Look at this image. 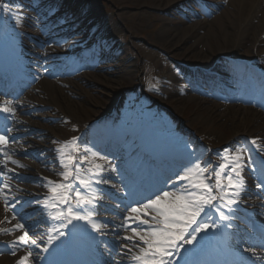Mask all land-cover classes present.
<instances>
[{
    "label": "bare ground",
    "instance_id": "6f19581e",
    "mask_svg": "<svg viewBox=\"0 0 264 264\" xmlns=\"http://www.w3.org/2000/svg\"><path fill=\"white\" fill-rule=\"evenodd\" d=\"M47 3H51L48 7L52 8L49 10L51 18L45 23V29H51L55 26L58 27L62 23V17H56L54 15L55 11H57V7H66L71 6L72 9L78 10L81 15L85 13V10L89 9L84 22H78L77 24L81 23V26L86 25L91 20H94L93 23H101L102 34L106 35V38L110 40L107 41L105 50L108 53V56H115L117 52H121L120 56L115 58L119 59L121 56H124L126 61L124 66L121 68L120 66H115V72H102L101 69L98 67L94 70L93 73L85 72L87 68L86 65H82L81 68L83 72L81 75L77 76L78 82H85L87 85H94V84H102L109 89H114V86L117 87V92L122 93L125 88V83L127 84L129 81H133L136 78L134 77L133 69L135 67V62L131 61V59H127V55L129 56L136 55L137 57H142L143 54L141 53V49L139 45L131 44L130 42L123 43L118 42L116 38L123 34L120 33L113 36L115 31L121 32L119 27V21L121 20V13L115 15V18H101L94 12V5L91 0H45ZM199 0H115L113 1V6L116 8L117 6H125V7H132L136 8L140 4H143L144 8L152 11H157L162 14V18L158 21L160 24V28L158 29L157 33L154 35V38L148 39V41L143 42L142 46L145 44L152 45L154 47L163 49L167 52L168 58L172 60H178L181 62H185L188 57H195L197 60L198 55L206 56V59L203 62L207 61H217L216 66L223 65L222 62L225 59L229 58L231 54L236 55L238 50H240L246 44L250 45L251 49H255L258 51L264 45V40H262V32L264 31V0H227L226 5H221L220 3L216 2L217 9L216 11L219 12L217 17H213L210 20H203L202 18H197L196 20L194 17H190L187 12L184 13V17L180 19H175V16H179L181 14V10L179 11L180 6L185 7V5H189V7H193L194 2ZM82 5V6H81ZM81 6V7H79ZM56 8V9H55ZM137 9V8H136ZM0 13H5L0 11ZM46 13V10H45ZM137 16H140L139 13H136ZM170 17H167V16ZM189 16V18H186ZM123 17V16H122ZM127 17V16H126ZM66 18V17H64ZM71 20H77L78 17L75 13L70 14ZM139 18V17H138ZM193 18V19H192ZM41 19V17L39 18ZM132 19L129 16L128 20ZM69 20V19H68ZM67 20V21H68ZM260 20V23L254 26V21ZM130 30L134 27L129 25L127 22ZM137 27H141L139 23L135 24ZM32 27H36L35 23H32ZM60 27L54 31V34H58ZM70 29H67L66 32L61 36V38L68 37L71 38L74 35L78 34H70ZM120 30V31H119ZM133 32V30H131ZM99 32V30H97ZM200 32L202 34H200ZM51 31L49 32V34ZM51 33V34H53ZM3 30L0 31V38L4 35ZM8 39H13L11 35H5ZM122 39V38H120ZM124 39V37H123ZM11 45H13L11 47ZM14 45L16 43H9L6 53L2 56V58H8V66H11V62L13 60V52H14ZM83 46L81 42L76 39V41L68 43V47L75 51L78 47ZM130 49H126V48ZM199 47V48H198ZM200 49V50H199ZM132 52L133 54H131ZM119 54V53H118ZM250 58V57H249ZM159 64L164 69V72H157V77L164 78V81H170V85L168 89H164L163 94L160 97V102L167 97L166 100H171L175 106L173 107L174 110H178V107L184 102L186 104L192 105L194 110H192L189 114L190 118L189 121L192 123L199 122L200 118L194 116L195 110H204V114L202 115L203 119L202 122H216L218 124V128L220 130H215L212 132L206 131L204 136H208L211 139V144H224V141L228 138L230 141L234 142L235 138L238 136L246 135L248 136L252 130H257V137L264 138V117H260V115L254 114L252 111L247 109H240L236 106L232 105H223L214 101L213 99L200 97L197 95H190L188 93V86L185 82V78L182 77L177 69L172 66L170 63L166 62L164 57H161L158 61ZM204 64V63H203ZM0 70H5V66L0 63ZM115 76L114 78H109V76ZM169 78V79H167ZM64 83L67 88H55L53 87L52 83L49 82H42L41 91L42 93L36 96L35 98H31L26 105L25 111H28L32 117L44 118L51 124L52 121L59 119V116H63L72 121V124L77 123V117H80V113H87L88 117L87 120L79 121L78 126L80 130H82V126L89 121V115L95 116L100 114L101 109L105 111L107 107L106 104L108 103L106 98H91L88 97L87 91L82 86L77 85V83L72 81H61ZM37 88V87H36ZM81 92L85 95V105L82 103H75L69 97H67V93L73 96H76L77 93ZM187 92V93H186ZM185 93L184 97H180V94ZM26 93V97H27ZM42 99H39V97ZM79 96V95H78ZM176 97L177 99H173ZM2 102V100L0 101ZM84 106V107H83ZM22 107V106H21ZM81 108L83 111H81ZM98 108V110H97ZM223 108L222 111L220 109ZM186 107L182 109L184 111ZM40 112L39 114L36 112ZM62 117V118H63ZM156 119L155 115L152 116ZM82 118V117H80ZM250 123L247 122V120ZM14 120H18L16 115H12L9 113H0V125L3 128V132L9 136L14 137L18 136L24 132H32L31 134L34 137V140H29L28 144H24L21 141L14 140L12 144L16 147L18 142H21L22 147L20 149L29 150L35 148L36 138H50L55 139L57 135H59V126L63 122V120H59L58 123H54L51 127L44 125V123H36L30 120L25 119L28 123L24 125L22 130L19 128L22 126L14 122ZM74 121V122H73ZM223 121H228L229 126H227ZM163 124H165L163 122ZM250 124V125H248ZM35 128L41 129V131L35 132ZM10 129V131H6ZM221 130H223L221 132ZM46 131V133H45ZM76 136L79 138V134H68V136L63 139L67 140L69 137ZM223 137H227L225 140ZM253 138V136H250ZM30 139V138H29ZM177 141L173 137L171 138V144H176ZM40 148H48L45 144H39ZM35 168V167H34ZM11 172L14 171L15 167L9 168ZM27 175H31V173L27 172ZM57 177V176H56ZM16 195V194H15ZM4 226H1L2 229ZM240 240V239H238ZM214 244V240L211 237H203L201 240L198 241L195 247H189L191 249L189 254L191 256H201L204 254L203 248ZM253 259V258H252ZM251 259V260H252ZM187 264H194L190 259H186L183 262ZM0 264H11L8 263V260L5 257L0 259Z\"/></svg>",
    "mask_w": 264,
    "mask_h": 264
},
{
    "label": "snow or ice",
    "instance_id": "6c2138e0",
    "mask_svg": "<svg viewBox=\"0 0 264 264\" xmlns=\"http://www.w3.org/2000/svg\"><path fill=\"white\" fill-rule=\"evenodd\" d=\"M0 11L14 17L16 24L21 23V17L17 12H12L9 5L0 4ZM0 113L14 114L15 109L8 102L0 103ZM8 143V136L0 134V152H3L6 161L10 160L11 163L18 164V161L13 160L4 151ZM249 143L258 151H264L256 139H252ZM245 150L244 147L225 149L221 156L222 162L211 171L199 160L190 161L176 174V181L171 188L159 189L146 196L143 202L137 201L127 207V215L119 227L131 233L125 235L123 239L131 241L137 249L135 252L131 248L128 249V252L133 253L131 255L133 264H177L176 257L180 256L185 246L193 245L201 233H207L220 226L209 215L210 211H214L220 221L228 222L225 227H233L230 222L233 217L227 215L224 209L233 212L234 206L240 203L241 192L245 190L242 172L246 166L254 163L251 156H248L246 161ZM82 151L83 155L78 138L75 137L58 149L63 168L59 175L63 182L48 181L47 186L51 195L45 198L42 207L47 211L48 218L51 221H58L59 225L50 228L47 246L43 248L45 252L56 240L66 234L63 229L68 228L73 221H84L94 232L106 235L104 230L108 225L94 219L97 215L95 205L101 197L95 193L92 185L107 182L99 179L104 170L103 165L95 163L97 159L107 158L88 147H84ZM85 161L90 166L82 168ZM19 166L23 167V165ZM111 171H116V168L112 167ZM256 187H264V181L258 183ZM5 189L10 190V185L6 182L0 187V200L4 203L5 211H12V219H15L19 215L15 212L17 202L9 200ZM84 208L88 210L82 212ZM7 219L5 217V220ZM24 229L25 225L19 222L11 229H0L6 233L23 230L22 235L11 245L12 255L16 254V249L20 245L30 244L39 247L37 241L29 235V231ZM243 251L250 253L255 260L264 261V256L258 254L255 247H244ZM31 256L32 252L28 251L17 261V264H28ZM241 264H244L243 259Z\"/></svg>",
    "mask_w": 264,
    "mask_h": 264
},
{
    "label": "rangeland",
    "instance_id": "374dc122",
    "mask_svg": "<svg viewBox=\"0 0 264 264\" xmlns=\"http://www.w3.org/2000/svg\"><path fill=\"white\" fill-rule=\"evenodd\" d=\"M2 1V0H0ZM113 1L115 0H93L94 4H95V7H96V13L98 15H101V17H105V18H115V15L119 13H121V20L119 21V27L121 29V33L123 34H126V37L127 38H131L130 37V34L132 36V39H133V43L132 44H138V45H142L143 42H146L148 41V39L150 38H154V35L157 33L158 29L160 28V24H159V20L162 18V14L160 15L159 12H155V11H152V10H148L146 8H144L143 4H140L139 6H137L136 8H132L131 6L130 7H125V6H117L116 8L113 6ZM211 1H215V0H211ZM206 2L207 4H205V7H206V13L208 14V17H206L203 13H200L199 10L197 12V8H196V14L195 15H199L200 17H202L204 20H210L212 19L213 17H217L218 13L219 12H215V10L217 9V6L215 3H212V2H209V1H204ZM221 3H224V2H221ZM114 7V8H113ZM181 10V14H179V16H175L174 18L175 19H180L181 17H184V13L187 12L189 13L191 11L189 5H185V7H181L179 8V11ZM136 13H139L140 16H137ZM127 16V17H126ZM129 16L132 17V19L129 21L128 18ZM181 16V17H180ZM189 16H194L193 13L189 14ZM189 16H187L186 18H189ZM139 17V18H138ZM167 17H170L169 15ZM112 18V19H113ZM260 23V20H256L254 22V26H256V24ZM127 22H129V25L134 27L132 28L131 30H133V32L130 30ZM136 23H139L141 25V27H137L135 24ZM124 26L127 27V29L124 28ZM120 31V30H119ZM200 34H202L200 32ZM147 43V42H146ZM199 48V47H198ZM126 49H130V48H126ZM140 49H141V53L144 55V59L148 60L149 62H153V65H155V67L160 70V72H164V69L162 68V66L159 64V60L161 57H165V59H169V60H166L167 61H171L170 58H168V54L165 50L163 49H160V48H157V47H154L152 45H149V44H145L144 46H140ZM200 50V49H199ZM237 52L241 53L243 56H246V57H249V54H250V45L246 44V46L244 45V47H242L240 50H238ZM239 53H236V54H239ZM27 57H30V56H27ZM197 57V60L195 59V57H188V59L186 60V63H201L204 65H207L209 61L206 60V62H203L205 59H206V56L204 55H198L196 56ZM124 56H121V58L115 60V65L117 66H123V61H124ZM143 59V58H142ZM133 60L137 66V72H133L134 73V77L136 78L138 76V73L148 64H145L144 62H142L140 59H136L135 56L133 57ZM174 63V61H171ZM179 62V61H178ZM177 62V63H178ZM181 64V63H180ZM142 65V66H141ZM136 73V74H135ZM115 76H109V78H114ZM73 82H75V80H72ZM45 83V81H44ZM77 83V85L79 86H82L83 88H85V90L87 91V96L88 97H91V98H96V99H100V98H103L105 97L106 100H107V104L106 106L108 105H111L117 95V87L114 86V89H109L107 87H105L104 85L102 84H94V85H87V83H82V82H75ZM59 82L58 83H55L54 86L59 88L60 86H58ZM137 84L136 83V79L133 80V81H129L127 84L125 83V87H127V89H132L133 86ZM41 86V85H40ZM53 86V87H54ZM59 89H62L61 87ZM26 93L27 94V97L26 95L24 96H18L16 95L15 93L13 94V96H11V94H5L3 95L4 97H2L4 100H8L10 104H13V105H17L19 104L20 105H23V103H26L28 100H30L32 97H34L35 95H38L39 93H42V91L40 90V87H38L37 89L34 90V88H28L26 89ZM67 97H69L71 100H73L75 103H82L85 105V95H83L81 92L77 93L76 96H73L71 94H66ZM79 95V96H78ZM193 95V93L191 94ZM1 97V96H0ZM27 99V100H26ZM39 99H42V97L40 96ZM173 99H177L176 97H174ZM174 103V102H173ZM171 100H167V101H163L162 104L166 107V108H169L171 109L174 114H175V118L177 119V121L179 122V125L185 129V130H189L190 132H194L197 134V136H202V134L205 132V131H209V132H212L213 130H220V128H218V124H216V122H202V115L204 114V110H195L194 111V116L200 118L199 122H195V123H190L188 120H189V113L194 110V108L192 107V105H189V104H186V103H182L179 107H178V110H174L173 107L175 106V104H173ZM84 107V106H83ZM186 107V110L182 111V109ZM83 109L85 108H81V111H83ZM98 110V108H97ZM223 110V109H221ZM220 110V111H221ZM103 112L102 110L100 111V113ZM21 116L25 117V119L29 120L30 117L27 115V114H21ZM80 117H77V121H80V120H87V113H80L79 114ZM94 116V115H93ZM91 116L89 115V119L90 118H94V117H97L98 115L96 116ZM62 117V116H61ZM34 118V117H33ZM45 119L44 118H41V121H44ZM36 123H44V122H37V119L35 118ZM33 121V122H34ZM71 121V120H70ZM59 122L58 119L52 121V124L54 123H57ZM227 126H229V123L228 121H223ZM248 123H250L249 120H247ZM66 125H64V127L62 125L59 126V130L61 132H59V135L55 138V139H58V138H62V135L63 134H66L68 136V134L70 135L71 133H69L70 131L76 129L77 127L74 125L73 127L69 126V124L67 122H65ZM28 124V123H27ZM44 125H47L49 127H51L50 125H48V122L47 120H45V124ZM250 125V124H248ZM37 131H41V129H36ZM253 131V133L256 132L255 129H251ZM223 130H221L222 132ZM46 133V131H45ZM255 135V134H253ZM30 137V136H29ZM227 137H223V139L225 140ZM48 140H51L49 137L46 138V140H44V138H36L35 139V142L36 145L40 144V143H44ZM35 145V146H36ZM210 145L212 146V148H214L213 146H216V144H211ZM225 146L224 144H217L216 148H221Z\"/></svg>",
    "mask_w": 264,
    "mask_h": 264
}]
</instances>
